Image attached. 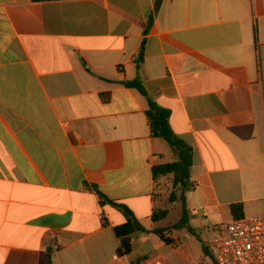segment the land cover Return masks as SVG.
Listing matches in <instances>:
<instances>
[{"label":"crops","instance_id":"0c3cea01","mask_svg":"<svg viewBox=\"0 0 264 264\" xmlns=\"http://www.w3.org/2000/svg\"><path fill=\"white\" fill-rule=\"evenodd\" d=\"M147 99L193 150L203 260L231 205L264 217V0H0V264H134L114 229L163 211L174 161Z\"/></svg>","mask_w":264,"mask_h":264},{"label":"trees","instance_id":"16d2710c","mask_svg":"<svg viewBox=\"0 0 264 264\" xmlns=\"http://www.w3.org/2000/svg\"><path fill=\"white\" fill-rule=\"evenodd\" d=\"M32 2H45L52 0H31ZM126 87L136 89L141 95L146 97V94L138 81L126 82ZM148 109L146 111V116L149 121L150 132L153 138L162 139L166 142L174 156V161L172 163L155 166L152 169L153 176L155 179L160 177H172V184L175 188L180 189L181 192V206H182V216L180 222L175 226L178 229L186 228L190 233L194 234V231L188 226L187 222V212L185 210V192L191 188L189 184L190 169L193 164V150L192 148L174 134L169 125L170 113L164 108L157 106L155 103L147 99ZM102 202L108 201L102 196ZM176 198L174 193H171L170 199L174 201ZM230 211L235 219L242 218V206L240 204L231 205ZM167 215V211H157L151 216L152 221H157L164 218ZM116 236L120 240V245L116 250L118 257H124L131 254L133 251L132 235L138 232H145V229L141 224L133 217L127 218V223L118 226L114 229ZM160 234V238L166 244L171 243V241L162 235V233L155 231Z\"/></svg>","mask_w":264,"mask_h":264},{"label":"rangeland","instance_id":"374dc122","mask_svg":"<svg viewBox=\"0 0 264 264\" xmlns=\"http://www.w3.org/2000/svg\"><path fill=\"white\" fill-rule=\"evenodd\" d=\"M165 144L168 150H171L166 142ZM171 193H174L176 196L174 201L170 199ZM157 196L163 202V208L161 210H166L167 215L157 221L148 220L142 222V227L145 229V232H138L132 237L133 255L131 260L134 264H138L148 258L161 255L174 264H186L183 255L189 254L192 256L198 250L199 245L190 237L186 229H178L175 227L180 222L182 216L181 192L180 189L173 186L171 176L159 181L157 185ZM155 231L162 233L164 237L168 235L179 237L180 245L177 249L168 246L161 240L160 234Z\"/></svg>","mask_w":264,"mask_h":264},{"label":"built area","instance_id":"2783aa9c","mask_svg":"<svg viewBox=\"0 0 264 264\" xmlns=\"http://www.w3.org/2000/svg\"><path fill=\"white\" fill-rule=\"evenodd\" d=\"M214 230L205 258L188 264H264V217L233 219ZM140 264L173 263L155 256Z\"/></svg>","mask_w":264,"mask_h":264},{"label":"water","instance_id":"95a60500","mask_svg":"<svg viewBox=\"0 0 264 264\" xmlns=\"http://www.w3.org/2000/svg\"><path fill=\"white\" fill-rule=\"evenodd\" d=\"M127 215H128V216H130V214H129V213H127Z\"/></svg>","mask_w":264,"mask_h":264}]
</instances>
